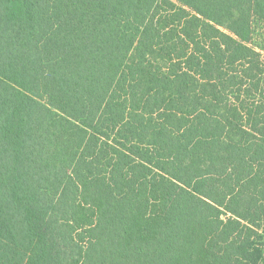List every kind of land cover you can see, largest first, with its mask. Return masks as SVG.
<instances>
[{"label": "trees", "instance_id": "16d2710c", "mask_svg": "<svg viewBox=\"0 0 264 264\" xmlns=\"http://www.w3.org/2000/svg\"><path fill=\"white\" fill-rule=\"evenodd\" d=\"M264 0H0V264H264Z\"/></svg>", "mask_w": 264, "mask_h": 264}, {"label": "rangeland", "instance_id": "374dc122", "mask_svg": "<svg viewBox=\"0 0 264 264\" xmlns=\"http://www.w3.org/2000/svg\"><path fill=\"white\" fill-rule=\"evenodd\" d=\"M252 45L264 55V20L255 17L252 20Z\"/></svg>", "mask_w": 264, "mask_h": 264}]
</instances>
